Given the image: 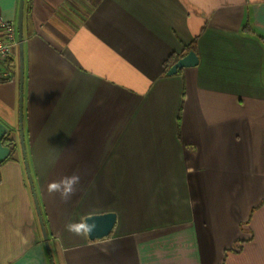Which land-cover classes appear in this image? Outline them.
<instances>
[{
	"label": "crops",
	"instance_id": "0c3cea01",
	"mask_svg": "<svg viewBox=\"0 0 264 264\" xmlns=\"http://www.w3.org/2000/svg\"><path fill=\"white\" fill-rule=\"evenodd\" d=\"M31 2L26 153L20 50L0 84V264H264V0ZM193 44L198 65L165 73ZM105 213L107 238L66 230Z\"/></svg>",
	"mask_w": 264,
	"mask_h": 264
},
{
	"label": "water",
	"instance_id": "95a60500",
	"mask_svg": "<svg viewBox=\"0 0 264 264\" xmlns=\"http://www.w3.org/2000/svg\"><path fill=\"white\" fill-rule=\"evenodd\" d=\"M24 1L25 0H20V8H19V17H18V27H17V30H18V41L20 42L19 44V50H20V83H21V94H20V133H21V146H22V151L24 153H26V147H25V143L24 142V132H23V113H22V108H23V84H24V53L23 52V17H24ZM198 56L196 54L195 51L191 50L189 51L186 56H182L180 58H178L177 62L172 65L170 67V69L168 70V72H166L168 75H174L176 74L177 71H179L180 69H183V68H191V67H196L198 65V62L199 60L197 59ZM28 165H26V169L28 171V175H29V178H30V183H31V186H32V191H33V195H34V199H35V204H36V209H37V213H38V216H39V220H40V223H41V227H42V232L44 233V238L47 242L48 238H47V235H46V232H45V226H44V222L43 220H41L42 218V214H41V210H40V207L38 206L39 205V202H38V198H37V195L35 194L36 191L34 189V185H33V182L31 181L32 178H31V175H30V171L29 169L27 168ZM116 214L115 213H105V214H98V215H93V216H90V217H86L85 220H87V222L89 224H95V228L94 230L90 233L89 236V239L90 241H94V240H100V239H104V238H107L108 236H110V234L112 233L114 227L116 226ZM47 245V244H46ZM48 246V250H49V245ZM52 256L50 255L49 258H51ZM51 264H54V261L53 259L51 258Z\"/></svg>",
	"mask_w": 264,
	"mask_h": 264
},
{
	"label": "built area",
	"instance_id": "2783aa9c",
	"mask_svg": "<svg viewBox=\"0 0 264 264\" xmlns=\"http://www.w3.org/2000/svg\"><path fill=\"white\" fill-rule=\"evenodd\" d=\"M15 24L4 21L0 16V84L13 80V60L18 58V30Z\"/></svg>",
	"mask_w": 264,
	"mask_h": 264
},
{
	"label": "clouds",
	"instance_id": "9594fccd",
	"mask_svg": "<svg viewBox=\"0 0 264 264\" xmlns=\"http://www.w3.org/2000/svg\"><path fill=\"white\" fill-rule=\"evenodd\" d=\"M80 176L73 174L71 176H62L58 180H52L47 184L49 195H59L61 200L68 202L77 190V185L80 184ZM66 230L78 235L88 236L94 230L95 224H89L87 220L81 219L79 222L66 224Z\"/></svg>",
	"mask_w": 264,
	"mask_h": 264
},
{
	"label": "trees",
	"instance_id": "16d2710c",
	"mask_svg": "<svg viewBox=\"0 0 264 264\" xmlns=\"http://www.w3.org/2000/svg\"><path fill=\"white\" fill-rule=\"evenodd\" d=\"M24 2H25V8H24L25 15L26 14H30L31 9H32V2H31V0H25ZM194 48H195V46L193 44V45L189 46V48H186V51H191ZM178 58H180L179 55L173 54L168 59H166L167 61L165 62L164 65H165V69H166L167 72L170 69V67L172 65H174L178 61L177 60ZM2 142H3L4 145H6V146L11 148V155H10V158H8V159H11L12 158L11 156L16 152V148H15L14 144H12V141H10L7 136H5L2 139Z\"/></svg>",
	"mask_w": 264,
	"mask_h": 264
},
{
	"label": "rangeland",
	"instance_id": "374dc122",
	"mask_svg": "<svg viewBox=\"0 0 264 264\" xmlns=\"http://www.w3.org/2000/svg\"><path fill=\"white\" fill-rule=\"evenodd\" d=\"M15 28H17L18 27V19H17V21L15 22ZM18 77H19V74L17 75Z\"/></svg>",
	"mask_w": 264,
	"mask_h": 264
}]
</instances>
